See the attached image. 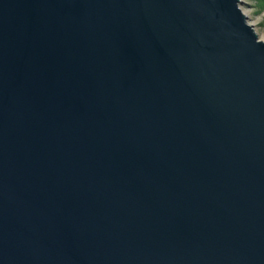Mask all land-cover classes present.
Masks as SVG:
<instances>
[{
	"label": "water",
	"instance_id": "obj_1",
	"mask_svg": "<svg viewBox=\"0 0 264 264\" xmlns=\"http://www.w3.org/2000/svg\"><path fill=\"white\" fill-rule=\"evenodd\" d=\"M240 3L0 0V264H264Z\"/></svg>",
	"mask_w": 264,
	"mask_h": 264
},
{
	"label": "rangeland",
	"instance_id": "obj_2",
	"mask_svg": "<svg viewBox=\"0 0 264 264\" xmlns=\"http://www.w3.org/2000/svg\"><path fill=\"white\" fill-rule=\"evenodd\" d=\"M247 21L251 24L260 40H264V11L258 12L255 0H241L239 4Z\"/></svg>",
	"mask_w": 264,
	"mask_h": 264
},
{
	"label": "trees",
	"instance_id": "obj_3",
	"mask_svg": "<svg viewBox=\"0 0 264 264\" xmlns=\"http://www.w3.org/2000/svg\"><path fill=\"white\" fill-rule=\"evenodd\" d=\"M255 3L258 12L264 11V0H255Z\"/></svg>",
	"mask_w": 264,
	"mask_h": 264
}]
</instances>
